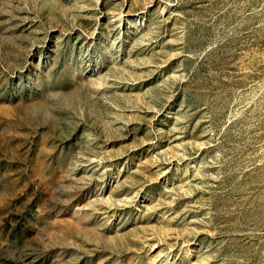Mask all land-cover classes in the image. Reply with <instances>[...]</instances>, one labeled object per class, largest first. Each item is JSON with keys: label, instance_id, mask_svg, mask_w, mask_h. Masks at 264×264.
I'll list each match as a JSON object with an SVG mask.
<instances>
[{"label": "rangeland", "instance_id": "rangeland-1", "mask_svg": "<svg viewBox=\"0 0 264 264\" xmlns=\"http://www.w3.org/2000/svg\"><path fill=\"white\" fill-rule=\"evenodd\" d=\"M0 264H264V0H0Z\"/></svg>", "mask_w": 264, "mask_h": 264}]
</instances>
